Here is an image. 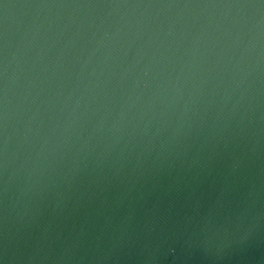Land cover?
<instances>
[{"label": "water", "instance_id": "obj_1", "mask_svg": "<svg viewBox=\"0 0 264 264\" xmlns=\"http://www.w3.org/2000/svg\"><path fill=\"white\" fill-rule=\"evenodd\" d=\"M0 264H264V0H0Z\"/></svg>", "mask_w": 264, "mask_h": 264}]
</instances>
